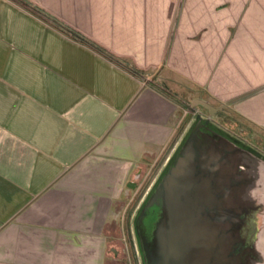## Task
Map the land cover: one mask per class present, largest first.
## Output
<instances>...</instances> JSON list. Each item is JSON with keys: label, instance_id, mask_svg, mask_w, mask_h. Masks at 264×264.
Returning <instances> with one entry per match:
<instances>
[{"label": "crops", "instance_id": "obj_1", "mask_svg": "<svg viewBox=\"0 0 264 264\" xmlns=\"http://www.w3.org/2000/svg\"><path fill=\"white\" fill-rule=\"evenodd\" d=\"M25 1L142 74L0 0V264H139L185 94L264 133V0Z\"/></svg>", "mask_w": 264, "mask_h": 264}, {"label": "water", "instance_id": "obj_2", "mask_svg": "<svg viewBox=\"0 0 264 264\" xmlns=\"http://www.w3.org/2000/svg\"><path fill=\"white\" fill-rule=\"evenodd\" d=\"M197 106L222 115L185 107ZM211 118H196L134 213L139 264H264V155Z\"/></svg>", "mask_w": 264, "mask_h": 264}, {"label": "rangeland", "instance_id": "obj_3", "mask_svg": "<svg viewBox=\"0 0 264 264\" xmlns=\"http://www.w3.org/2000/svg\"><path fill=\"white\" fill-rule=\"evenodd\" d=\"M186 99V106H191V104L196 100L193 97H189V95L185 94ZM197 97V96H196ZM214 107L220 109L219 113L222 114L220 118L213 117L211 118L210 112L207 108H203L201 106H197L194 110L190 111L191 119L189 120V127L195 122L198 116H202L204 118H211L214 122L218 123L225 131L230 133L233 136H236L243 140L245 143L249 144L250 146L259 150L261 154L264 155V133L262 132H253L252 127L239 118L236 117L234 112L229 109H224L216 106V104H211ZM218 113V112H217ZM132 219L130 221V228H131Z\"/></svg>", "mask_w": 264, "mask_h": 264}, {"label": "trees", "instance_id": "obj_4", "mask_svg": "<svg viewBox=\"0 0 264 264\" xmlns=\"http://www.w3.org/2000/svg\"><path fill=\"white\" fill-rule=\"evenodd\" d=\"M14 1L23 5L28 11H30L36 17H38V18H40L46 22L51 23L55 28L60 30L62 33L66 34L68 36H71L73 39H75V40H77V41H79L85 45H88L90 48H92L96 52L102 54L107 59H109L111 62L115 63L116 65H118L122 68H125L130 73H132L133 75L141 76L142 73L140 71H138L136 68H134L133 66H131L129 63H127L125 60L113 56L112 54H110L109 52H107L106 50H104L103 48L98 46L97 44L93 43L92 41H90L87 38H85L84 36H82L80 33L69 28L68 26L63 25L58 20H56L55 18L48 15L47 13H45L40 8L26 2L25 0H14ZM151 84L154 85V82L152 81Z\"/></svg>", "mask_w": 264, "mask_h": 264}, {"label": "flooded vegetation", "instance_id": "obj_5", "mask_svg": "<svg viewBox=\"0 0 264 264\" xmlns=\"http://www.w3.org/2000/svg\"><path fill=\"white\" fill-rule=\"evenodd\" d=\"M201 118L204 119V117H202V116H201ZM147 189H148V188L145 189L144 193L146 192ZM144 193H143V194H144ZM139 205H140V204H139ZM130 233H131V232H130Z\"/></svg>", "mask_w": 264, "mask_h": 264}]
</instances>
